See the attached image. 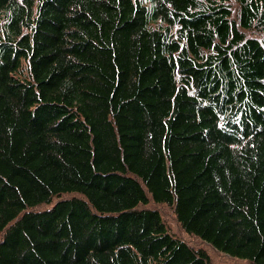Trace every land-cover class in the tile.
Returning a JSON list of instances; mask_svg holds the SVG:
<instances>
[{
    "label": "trees",
    "instance_id": "16d2710c",
    "mask_svg": "<svg viewBox=\"0 0 264 264\" xmlns=\"http://www.w3.org/2000/svg\"><path fill=\"white\" fill-rule=\"evenodd\" d=\"M211 250L264 264V0H0V264Z\"/></svg>",
    "mask_w": 264,
    "mask_h": 264
},
{
    "label": "rangeland",
    "instance_id": "374dc122",
    "mask_svg": "<svg viewBox=\"0 0 264 264\" xmlns=\"http://www.w3.org/2000/svg\"><path fill=\"white\" fill-rule=\"evenodd\" d=\"M159 210L161 211L164 219L168 222V224L172 227V229L178 233L182 238H184L187 242L194 246H203V243L200 239H198L195 236L189 235L185 233L177 224L175 221V218L172 215V209L169 206H166L165 204H161L159 206ZM212 251V262L214 264H227L233 262V259L227 257L226 254L220 253L217 250H211Z\"/></svg>",
    "mask_w": 264,
    "mask_h": 264
},
{
    "label": "bare ground",
    "instance_id": "6f19581e",
    "mask_svg": "<svg viewBox=\"0 0 264 264\" xmlns=\"http://www.w3.org/2000/svg\"><path fill=\"white\" fill-rule=\"evenodd\" d=\"M230 85V84H229Z\"/></svg>",
    "mask_w": 264,
    "mask_h": 264
}]
</instances>
